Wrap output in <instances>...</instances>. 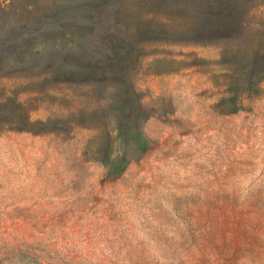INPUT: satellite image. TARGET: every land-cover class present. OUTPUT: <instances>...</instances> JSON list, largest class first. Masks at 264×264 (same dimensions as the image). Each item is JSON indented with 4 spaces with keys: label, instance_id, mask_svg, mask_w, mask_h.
Masks as SVG:
<instances>
[{
    "label": "rangeland",
    "instance_id": "1",
    "mask_svg": "<svg viewBox=\"0 0 264 264\" xmlns=\"http://www.w3.org/2000/svg\"><path fill=\"white\" fill-rule=\"evenodd\" d=\"M0 264H264V0H0Z\"/></svg>",
    "mask_w": 264,
    "mask_h": 264
},
{
    "label": "trees",
    "instance_id": "2",
    "mask_svg": "<svg viewBox=\"0 0 264 264\" xmlns=\"http://www.w3.org/2000/svg\"><path fill=\"white\" fill-rule=\"evenodd\" d=\"M132 141L134 142V145L139 151H144L148 146V140L144 136V134L141 131H137L136 133H129L127 134ZM125 170V162L123 160L120 161H114V163H111L110 166H108V174L109 176H114L121 174Z\"/></svg>",
    "mask_w": 264,
    "mask_h": 264
}]
</instances>
